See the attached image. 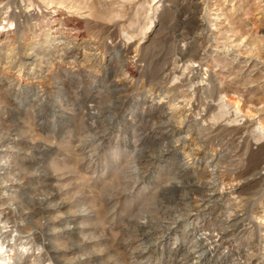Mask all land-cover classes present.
I'll use <instances>...</instances> for the list:
<instances>
[{
    "label": "rangeland",
    "instance_id": "1",
    "mask_svg": "<svg viewBox=\"0 0 264 264\" xmlns=\"http://www.w3.org/2000/svg\"><path fill=\"white\" fill-rule=\"evenodd\" d=\"M58 1L0 0V186L15 180L0 187V264H186L201 233L236 212L243 231L193 264H264V10L251 12L253 0ZM65 20H80L81 35ZM249 51L252 73L241 71ZM125 53L137 64L130 81L119 74ZM49 65L56 80L39 71ZM183 195L204 200L153 244L156 232L140 235Z\"/></svg>",
    "mask_w": 264,
    "mask_h": 264
},
{
    "label": "bare ground",
    "instance_id": "2",
    "mask_svg": "<svg viewBox=\"0 0 264 264\" xmlns=\"http://www.w3.org/2000/svg\"><path fill=\"white\" fill-rule=\"evenodd\" d=\"M60 1V0H59ZM58 1V2H59ZM247 3H249V2H247ZM249 6H250V8H249V10H251V12H252V10H254V11H256V13L257 14H260V13H262L263 12V10H264V0H253L252 2H250L249 3ZM246 12H247V8H246ZM25 16V15H24ZM258 16V15H257ZM61 18V17H60ZM65 18V17H64ZM257 19V18H256ZM54 21V20H53ZM62 25H63V29L65 28V29H71V33H74L75 35L74 36H80L81 35V33H80V29H82V26H81V21L80 20H65V21H63L62 23H61ZM26 25V24H25ZM73 26V27H72ZM54 27V26H53ZM84 27V26H83ZM200 27H202V26H200ZM30 28V27H29ZM72 29L74 30V31H72ZM31 30V29H30ZM225 30V29H224ZM223 30V31H224ZM54 31H56V29L54 30ZM53 31V29H51V27H48L47 28V31H46V35H49L50 33H53L54 32ZM86 31V30H85ZM220 31V30H219ZM226 31V30H225ZM229 32V31H228ZM86 33V32H85ZM2 34V33H1ZM0 34V38H2L1 36H3V35H1ZM220 34H221V32H220ZM14 36H15V34H14ZM87 36V35H86ZM9 37V36H8ZM12 37V36H11ZM11 37L9 38V40L11 39ZM6 39V38H5ZM76 40V39H75ZM235 40V39H234ZM42 42H41V45H43V46H48L47 45V41L45 40L44 41V39H42L41 40ZM236 42V41H235ZM235 42H233V44H235ZM238 43H236V45H238L239 44V41H237ZM70 43H71V41H70ZM72 44V43H71ZM93 45V44H92ZM95 47V46H94ZM239 47V46H238ZM91 48V47H90ZM137 51V50H136ZM26 52V51H25ZM9 53V52H8ZM89 54V53H88ZM124 54V53H123ZM133 54H134V52H133ZM135 54H136V52H135ZM253 54V53H252ZM252 54H251V52L249 51V53L247 52V54L244 56L245 57V59H243L244 61V63H242L243 64V66L241 67V71L243 72V71H246V70H248V72L250 71L251 73L253 72V71H256V69H258V64H255V63H253L252 61H253V57H252ZM244 55V54H243ZM25 56L27 57V60L28 59H31V58H34V60H36L37 59V61H41L42 59H41V57L39 56V55H37V54H35L34 52H32V51H29V52H26L25 53ZM124 57L121 59V62H120V67H119V70H121V72L119 73L120 74V79H128L129 81L134 77V75L137 73V64H136V61L133 59V57L134 56H132L131 57V55H126V53H125V55H123ZM259 57V56H258ZM7 63L8 64H10L11 62H13L14 61V59L13 58H15V57H13L12 58V56H8L7 55ZM256 58V57H255ZM260 58V57H259ZM26 59V58H25ZM136 59V58H135ZM83 60V59H82ZM264 60V59H263ZM258 61L257 63H260L261 65H263L264 66V61ZM189 61V60H188ZM198 61V60H197ZM257 61V60H256ZM46 62V61H45ZM118 62V63H119ZM6 63V64H7ZM25 63H27V62H25ZM41 63V62H40ZM175 63V62H174ZM185 63L183 62V64H182V66H177L176 68H177V70H176V77H178V78H182L183 76H184V72L183 71H185L184 69V67L183 66H186V65H184ZM187 64V63H186ZM21 66V65H20ZM46 67V66H45ZM47 67H49L48 69H46V71L45 70H43L42 68L43 67H41L40 69H39V71L40 72H43L44 73V79H47L48 81H51L54 77H53V74H54V72H52V69L54 68V66L53 65H49V66H47ZM181 67H183L184 69H182ZM239 67V68H240ZM264 68V67H263ZM57 69V68H56ZM140 69V68H139ZM231 70V69H230ZM237 70V69H236ZM239 71V70H238ZM240 72V71H239ZM238 72V73H239ZM262 72H263V70H262ZM236 73V72H235ZM234 73V74H235ZM237 73V74H238ZM250 73V74H251ZM45 74H46V76H45ZM233 74V75H234ZM249 74V75H250ZM55 75V74H54ZM175 75V74H174ZM239 75V74H238ZM254 75V74H253ZM42 76V75H41ZM117 76H119V75H117ZM228 76V75H227ZM229 76H231V75H229ZM258 76V75H257ZM259 76H262V75H259ZM238 77V76H237ZM248 77H252V76H248ZM254 77V76H253ZM264 77V76H263ZM42 78V77H41ZM115 78V77H114ZM119 78V77H118ZM254 78H256V77H254ZM43 79V78H42ZM43 79V80H44ZM55 79V78H54ZM116 79V78H115ZM119 79V80H120ZM257 80H258V78H256ZM260 79V78H259ZM56 80V79H55ZM112 80H114V79H112ZM121 81V80H120ZM46 82V81H45ZM124 82V81H123ZM47 83V82H46ZM55 83V82H54ZM123 83H121L120 84V82L118 81V80H114L113 81V85L114 86H116V89L114 90V91H118V93H119V95H120V97H122V96H124L125 95V93H127L128 94V91L127 92H125V93H123L124 92V90L129 86V83H127V84H123ZM10 85V84H9ZM10 89V88H9ZM45 91V90H44ZM113 92V91H112ZM44 93V92H43ZM43 93H36L37 95L34 97L35 99H38V98H42V96H43ZM114 93V92H113ZM112 97V96H111ZM119 97V98H120ZM117 98V97H116ZM33 99V98H32ZM114 99V98H113ZM118 99V98H117ZM115 100V101H119V100ZM122 99V98H121ZM121 101V100H120ZM188 102V101H187ZM108 103V102H107ZM112 103V102H111ZM119 103V102H118ZM40 104V103H39ZM38 104V105H39ZM97 104V103H96ZM117 104V103H116ZM36 105V104H35ZM112 105V104H111ZM111 105H109V104H106V102L105 103H101V104H99V106L97 107V109H94V110H96V111H94V112H92L93 113V119L95 118L96 119V121H99L98 119L102 116V113H103V111L106 109V108H108L109 106H111ZM113 105H114V103H113ZM182 105V104H181ZM115 106V105H114ZM187 106V105H186ZM35 107H37V106H35ZM94 107H95V105H94ZM93 107V108H94ZM117 107H118V105H117ZM116 107V108H117ZM114 108V107H113ZM173 108H175V107H173ZM182 108H184V105H182V106H180V105H178V106H176V110L177 109H182ZM174 109V110H175ZM174 110H171V111H174ZM170 111V112H171ZM91 113V114H92ZM90 114V113H89ZM172 114V113H171ZM186 116H187V114H184V116H182L181 118L182 119H185L186 118ZM92 118V117H91ZM92 121V120H91ZM100 121H101V119H100ZM181 121V120H180ZM174 123V122H173ZM191 124H192V122H190ZM246 123V122H245ZM182 124V123H181ZM173 125V124H172ZM194 125V124H193ZM196 125V124H195ZM247 125H248V123H247ZM92 126V125H91ZM171 126V125H170ZM95 127V126H94ZM190 127H192V125L190 126ZM194 128V127H193ZM225 128V127H224ZM91 130V129H90ZM215 130V129H214ZM85 132V131H84ZM89 132V131H88ZM87 132V133H88ZM98 132V131H97ZM97 132L96 131H93L92 132V134H87V135H84L83 136V138H81L80 139V142L77 144V146H84V145H86V144H88L92 139H94V138H96L99 134H97ZM20 133V132H19ZM18 135V134H17ZM1 136V135H0ZM5 136V135H4ZM201 140V139H200ZM202 141V140H201ZM5 143V142H4ZM200 143V142H199ZM165 146V145H164ZM198 146V145H197ZM91 146H89V148H90ZM161 147V146H160ZM199 147V146H198ZM92 148V147H91ZM159 148V147H158ZM85 149V148H84ZM162 149V148H161ZM164 149H166L165 147H164ZM5 149H4V144H3V141H1L0 140V153H2L3 151H4ZM89 149H87V150H85V153H87V151H88ZM194 150V149H193ZM158 152V151H157ZM154 152H152L151 154H153ZM192 153V152H191ZM91 154V153H90ZM84 155V154H83ZM82 155V156H83ZM154 155V154H153ZM153 155H150L149 157H154ZM188 158V157H187ZM3 159V158H2ZM2 159H0V160H2ZM83 159H84V157H83ZM82 159V160H83ZM212 159V158H211ZM229 159V158H228ZM219 160V159H218ZM188 161V160H187ZM212 161V160H211ZM226 161V160H225ZM230 161V160H229ZM227 162V161H226ZM186 163V162H185ZM227 164V163H226ZM9 165V164H8ZM212 167V166H211ZM7 168H8V166H7V164H6V162H4V161H0V174H3V173H5V171L7 170ZM137 168H138V166H137ZM209 168V167H208ZM214 168V167H213ZM215 168H217L216 166H215ZM184 169V168H183ZM264 169V168H263ZM182 170V169H181ZM188 170V169H187ZM133 171V170H132ZM186 172V171H185ZM4 176H5V174H3ZM2 175V176H3ZM214 177V176H213ZM9 179V178H8ZM12 180H13V178H11ZM2 180H4V178H2ZM210 180V179H209ZM14 181L15 180H13V182H5V183H3V184H1V186L0 187H2V190H4V191H8V190H11V189H13V187H14V185H13V183H14ZM180 181H182V180H180ZM189 182V181H188ZM194 182V181H193ZM0 183H2V182H0ZM177 183V182H176ZM180 183V182H179ZM182 183V182H181ZM191 183V182H190ZM197 183V182H196ZM196 183H194V184H196ZM173 184V183H172ZM178 184V183H177ZM183 184V183H182ZM199 184V183H198ZM176 185V184H175ZM193 185V184H192ZM194 186V185H193ZM197 186V185H196ZM18 187V186H17ZM180 187V186H179ZM187 187V186H186ZM192 187V186H191ZM198 187V186H197ZM178 188V187H177ZM181 188H183L182 186H181ZM180 188V189H181ZM201 188V187H200ZM205 188H206V186H205ZM179 189V190H180ZM187 189H189V188H187ZM187 189H186V191H187ZM195 189H196V187H195ZM184 190V189H183ZM199 190V189H198ZM214 190V189H213ZM216 191V190H215ZM14 192H16V191H14ZM188 192H190V190L188 191ZM192 192V191H191ZM191 192H190V194H191ZM196 192V191H195ZM201 192V191H200ZM214 192V191H213ZM182 193V192H181ZM206 193V192H205ZM4 194V193H3ZM7 194V193H6ZM169 194V193H168ZM167 194V195H168ZM194 194V193H193ZM202 194V193H201ZM200 194V195H201ZM170 195V194H169ZM180 195V194H179ZM203 195H204V193H203ZM209 195V194H208ZM3 196V195H2ZM5 196V195H4ZM7 196V195H6ZM9 196V195H8ZM7 196V197H8ZM198 196V195H197ZM202 196V195H201ZM206 196V195H205ZM204 196V197H205ZM167 197V196H166ZM165 197V198H166ZM178 197V196H177ZM209 198H210V196H208ZM3 198V197H2ZM174 198V197H173ZM182 202L181 203H178V206H177V209H176V211H174L175 212V214H173V215H171V216H167V217H163L162 216V218H160L159 217V219H156V220H154V221H151V222H149V223H146L145 224V222H143V223H140L141 225H145V226H147L145 229H144V231H142V233L140 234V235H150V233H153V232H156V234L155 235H152L151 237V242H152V244L154 243V241L155 240H157V239H161L162 237H163V232L174 222V221H176L177 219H179V218H188V217H190L191 215H192V213H193V210H194V208H196V204H195V202L196 201H201V200H204V198H201V199H198V198H195L194 196L192 197L191 195L190 196H188V195H183L182 197ZM206 198V197H205ZM179 199L180 198H178V199H176L177 200V202L179 201ZM181 200V199H180ZM199 201V202H200ZM208 201H209V199H208ZM213 201V200H212ZM180 202V201H179ZM205 203H209V202H205ZM198 204H200V203H198ZM170 205V204H169ZM172 205V204H171ZM174 205H175V203H174ZM203 205V204H202ZM201 205V206H202ZM200 206V207H201ZM198 207H199V205H198ZM197 207V208H198ZM203 207V206H202ZM237 213V212H236ZM236 213L234 214V217L233 218H229L230 219V221L227 223V225H224V226H222V227H219V228H212L211 230L210 229H206V230H204L202 233H201V235H200V237L198 238V239H200L201 241H197V244L195 243V246H193V248L192 249H189V251L186 253V251H185V258H182V260H181V262L183 261V259H185L184 260V262L185 261H187L188 263H186V264H193L194 262V260L197 258V257H199V256H201V255H203V254H206V253H209V252H213V251H215L222 243H224L227 239H229V238H232L233 236H234V234L236 235V234H239V233H241L242 231H243V228L242 227H238L239 226V224H240V222H241V219H239L237 216H236ZM232 214V213H231ZM162 215V214H161ZM239 215V214H238ZM241 217V216H240ZM228 218V217H227ZM143 220V219H142ZM141 220V221H142ZM7 222V221H6ZM137 222V221H136ZM1 225H3V224H0V226ZM2 228V227H1ZM6 229V228H5ZM234 229H235V233H233V235H230V236H227V234H228V232H230V231H234ZM3 231V230H2ZM5 234V233H4ZM230 234V233H229ZM150 238V237H149ZM148 238V239H149ZM142 239H143V237H142ZM146 240V239H145ZM150 240V239H149ZM195 240V239H194ZM140 242H144V241H140ZM149 242V241H148ZM148 242H146V243H143V244H139V246L138 247H136V252L138 253V256L139 257H144V256H147L149 253H150V251H151V246H152V244L151 243H148ZM4 243H5V241H4V239H3V237L1 236V234H0V254L2 253V249H4ZM138 243V242H137ZM7 250V249H6ZM5 250V251H6ZM7 255H10V254H7ZM137 255V254H136ZM10 257V256H9ZM11 259H13V257H11ZM202 261V260H201ZM237 263V262H236ZM241 263V262H240ZM244 263V262H243Z\"/></svg>",
    "mask_w": 264,
    "mask_h": 264
}]
</instances>
